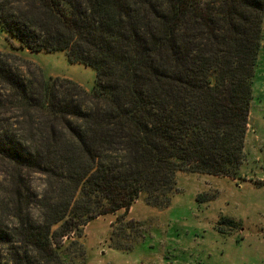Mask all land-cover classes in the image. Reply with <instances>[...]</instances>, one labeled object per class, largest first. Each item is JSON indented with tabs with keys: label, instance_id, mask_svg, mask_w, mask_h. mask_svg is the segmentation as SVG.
<instances>
[{
	"label": "trees",
	"instance_id": "obj_1",
	"mask_svg": "<svg viewBox=\"0 0 264 264\" xmlns=\"http://www.w3.org/2000/svg\"><path fill=\"white\" fill-rule=\"evenodd\" d=\"M263 19L264 0L0 1L16 50L65 52L97 73L87 91L16 74L9 61L24 60L0 52V264H65L64 237L171 193L178 172L237 178ZM32 174L63 187L44 226L27 206Z\"/></svg>",
	"mask_w": 264,
	"mask_h": 264
},
{
	"label": "rangeland",
	"instance_id": "obj_2",
	"mask_svg": "<svg viewBox=\"0 0 264 264\" xmlns=\"http://www.w3.org/2000/svg\"><path fill=\"white\" fill-rule=\"evenodd\" d=\"M260 41L238 177L178 172L171 193L142 194L130 210L100 216L64 237L65 264H264V19ZM18 46L0 24V52L25 61H9L16 74L70 79L93 89V68L72 63L65 52L31 53ZM7 163L0 158V207L9 195ZM27 180L29 213L44 226L51 206L63 205L61 180L42 174ZM12 215L8 220L16 224ZM59 227L53 229L61 234Z\"/></svg>",
	"mask_w": 264,
	"mask_h": 264
}]
</instances>
